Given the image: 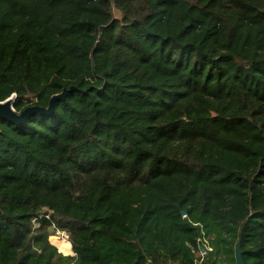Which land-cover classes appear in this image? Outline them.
Here are the masks:
<instances>
[{"label":"trees","instance_id":"obj_1","mask_svg":"<svg viewBox=\"0 0 264 264\" xmlns=\"http://www.w3.org/2000/svg\"><path fill=\"white\" fill-rule=\"evenodd\" d=\"M72 86L0 118V264H264V0H0V101Z\"/></svg>","mask_w":264,"mask_h":264},{"label":"water","instance_id":"obj_2","mask_svg":"<svg viewBox=\"0 0 264 264\" xmlns=\"http://www.w3.org/2000/svg\"><path fill=\"white\" fill-rule=\"evenodd\" d=\"M74 90H79L77 87L65 88L61 93L55 94L51 97L50 103L47 107L39 105H31L26 107L21 112L15 110L13 104L15 96H11L5 101H0V118L15 122L17 124L24 123L28 120L29 116L33 113H39L43 115L51 114L55 109V102L57 99L65 98L66 95ZM84 92H87L85 90ZM183 215H186L185 211H182ZM237 264H245L242 256L241 245H237Z\"/></svg>","mask_w":264,"mask_h":264},{"label":"built area","instance_id":"obj_3","mask_svg":"<svg viewBox=\"0 0 264 264\" xmlns=\"http://www.w3.org/2000/svg\"><path fill=\"white\" fill-rule=\"evenodd\" d=\"M36 222V221H35ZM37 224V223H36ZM62 234V235H60ZM56 235H58V237L60 239L63 240H68L69 241V234L68 232L64 231V230H56ZM70 242V241H69ZM63 253V252H62ZM202 253L205 254L204 249L202 250Z\"/></svg>","mask_w":264,"mask_h":264},{"label":"crops","instance_id":"obj_4","mask_svg":"<svg viewBox=\"0 0 264 264\" xmlns=\"http://www.w3.org/2000/svg\"><path fill=\"white\" fill-rule=\"evenodd\" d=\"M54 232H56V231H54ZM52 236H56L55 235V233H52L51 234V236H50V241H51V243H53L54 245H56L57 247L59 246V243L58 242H53V240H52ZM59 238V237H58ZM57 241H60L59 239H57ZM69 249L71 250V252L70 253H68L67 255H75V252L73 251V249H72V244H70V246H69ZM60 251V250H59Z\"/></svg>","mask_w":264,"mask_h":264},{"label":"rangeland","instance_id":"obj_5","mask_svg":"<svg viewBox=\"0 0 264 264\" xmlns=\"http://www.w3.org/2000/svg\"><path fill=\"white\" fill-rule=\"evenodd\" d=\"M53 233H55V235H56V232H53ZM60 235H62V234H60ZM58 236V235H57ZM54 242H58L59 244H68V242H66V241H57V238H53L52 239ZM208 248V246L206 245V248H204V252H206V249ZM59 249V248H58ZM65 254V253H64Z\"/></svg>","mask_w":264,"mask_h":264},{"label":"bare ground","instance_id":"obj_6","mask_svg":"<svg viewBox=\"0 0 264 264\" xmlns=\"http://www.w3.org/2000/svg\"><path fill=\"white\" fill-rule=\"evenodd\" d=\"M51 238H52V239H53V238H57V239H59L60 241H66V242H69L68 240H63V239L58 238L57 235H56V236H52ZM69 244H71V242H69Z\"/></svg>","mask_w":264,"mask_h":264}]
</instances>
